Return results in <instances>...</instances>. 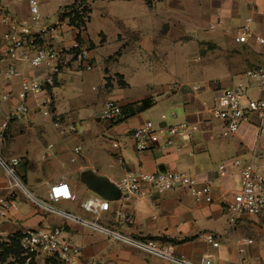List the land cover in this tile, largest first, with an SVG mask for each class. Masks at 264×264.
<instances>
[{
    "label": "crops",
    "instance_id": "obj_1",
    "mask_svg": "<svg viewBox=\"0 0 264 264\" xmlns=\"http://www.w3.org/2000/svg\"><path fill=\"white\" fill-rule=\"evenodd\" d=\"M76 1L81 0H60L57 12ZM85 1L91 11L94 0ZM42 2L39 0V8ZM0 9H5L13 20H24L29 16L28 0H0ZM110 17L117 21L118 27H114L113 33L119 46L114 56L108 59L100 56L104 65L127 58L130 67L146 60L154 67L175 66L182 59L189 66H198L194 71L201 78L179 81L173 86L171 81H178L176 73L162 69L166 85L160 96L156 99L140 98L124 91L128 86L126 75L111 72L106 67L102 79L98 75L101 92L93 95L89 103H95L97 99L101 102V107L95 112V122L100 124L101 130L108 132L104 137L105 142L110 140L109 153L104 156L95 140L86 139L70 126L67 131L77 134L76 144L72 143L75 136H71L70 143L62 141L57 147H45L41 152L45 158L41 156L39 160L34 157L35 140L28 134L40 125L21 122L26 117L33 119L42 113L40 105L32 101L27 115L9 123L1 154L6 159H20L17 171L34 195L47 197L53 182L66 179L76 195L75 201H62L63 207L69 209L67 212L91 220L98 219L102 225L133 237L171 244L177 254L193 262L209 256L213 264H264V225L260 219L243 215L231 226L225 212L239 188V171L233 168L226 176L218 171L221 164L230 163L235 158L249 159L255 150L264 153V137H259L257 132L258 117L254 115L250 121L244 122L238 134L225 135L221 122L211 119L207 112L222 89L214 83L225 82V87L247 83L246 69L264 67V47L253 40L245 44L235 41L247 18H252L254 32L264 37V0H110ZM3 30L5 27L0 29V33ZM97 35L93 42L86 24L82 38L90 47L94 67L97 46L106 44L104 32H97ZM74 38L71 28L66 27L58 41L67 46ZM8 65L9 60L0 63V96L13 92L15 97L3 103L5 111L17 102L16 93L21 83L41 74V70L18 62V76L4 81ZM94 67L85 69L79 61L72 59L56 77L55 84L48 88L55 126L75 121L76 115L57 112L54 86L74 82L79 69L93 72ZM91 90L95 93L98 89L93 86ZM247 96L260 98L264 97V92L250 88ZM146 99L153 100L150 108L177 110L178 122L199 123L200 131L190 141L183 142L181 150L164 147L160 143L138 151L132 131L145 122V111L150 108L136 109ZM108 101H115L122 107L123 114L116 121L101 118ZM1 122L0 115V125ZM67 131L59 129V133L64 135ZM96 140L104 141V138ZM114 143H118V147H114ZM78 146H83L80 152L75 151ZM166 170L189 173L200 181L214 180L213 201L197 203L184 190L156 197L125 195L118 190L117 184L128 171L155 173ZM94 184H98L100 191L92 188ZM8 194V179L0 167V196ZM13 197L20 208L18 211L10 210L5 218L0 219V243L8 242L28 229L49 225L62 227L64 236L80 247L77 264H174L112 241L80 224L65 221L36 207L20 192ZM93 198L109 201L110 210L99 215L85 211L82 202ZM208 232L217 236L218 247L204 239L203 235Z\"/></svg>",
    "mask_w": 264,
    "mask_h": 264
},
{
    "label": "built area",
    "instance_id": "obj_2",
    "mask_svg": "<svg viewBox=\"0 0 264 264\" xmlns=\"http://www.w3.org/2000/svg\"><path fill=\"white\" fill-rule=\"evenodd\" d=\"M29 16L24 20H13L5 9H0V63L9 60L5 71L4 81L18 76V62H25L29 67L41 70V74L24 80L16 100L9 110L3 109V103L11 100L13 92H5L0 96V167L8 179V196H0V219L5 218L10 210L18 211L19 204L13 195L22 193L36 207L60 216L65 221L80 224L95 232L105 235L112 241L128 245L148 255H152L174 264H213L209 256L199 262H193L175 252L171 244H163L150 238H139L127 235L99 223L98 219L91 220L74 213L63 211L56 206L62 201H75L76 195L66 179L53 182L48 189L47 200L34 195L25 184L17 171L21 163L18 158L6 159L1 154V147L5 142L9 123L16 118L27 115L31 111V102L38 103L43 115L50 116L51 99L48 88L53 86L56 77L67 67L70 60L79 61L85 69H92L90 47L82 38L84 27L70 25L69 17H62L63 11H58V20L49 24L41 16L39 0H28ZM69 27L75 38L69 45L58 41L64 28ZM77 36L81 39L78 40ZM253 40L264 47V37L255 33L252 18H247L242 30L235 41L245 44ZM247 83L239 82L231 87H224L218 91L215 104L207 109L211 119L221 122L225 135H236L241 125L258 117L257 132L264 137V97L250 98L247 92L254 88L259 93L264 92V67L256 66L245 70ZM206 105V104H205ZM123 114L122 107L115 101H108L103 109L101 118L106 121H116ZM176 120V114H171ZM164 123V125L162 124ZM73 130L74 127H71ZM200 131L199 123L180 121L169 124L166 114H162L160 123L156 126L152 121H145L132 131V137L138 151H144L162 144L164 147H176L181 150L183 142L190 141ZM118 147V143L113 144ZM82 146L75 148L80 152ZM43 155L42 158H45ZM233 168L239 171V188L233 195V200L225 208L228 222L231 226L243 215H253L264 225V153L257 150L252 152L249 159L235 158L230 163L219 166V173L226 176ZM118 190L125 195L137 197L162 196L177 190H184L197 203H211L213 191L216 187L212 179L200 181L197 177L184 172L157 171H128L117 184ZM82 208L95 215L110 210V202L101 198L88 199L82 202ZM62 227L40 225L22 232L19 241L21 257L26 263L34 261L36 264H77L81 255L80 247L64 236ZM204 239L213 247L219 246L214 233L203 235Z\"/></svg>",
    "mask_w": 264,
    "mask_h": 264
},
{
    "label": "rangeland",
    "instance_id": "obj_3",
    "mask_svg": "<svg viewBox=\"0 0 264 264\" xmlns=\"http://www.w3.org/2000/svg\"><path fill=\"white\" fill-rule=\"evenodd\" d=\"M59 1L60 0H43L41 4V16L49 24H55L58 20L57 9ZM114 27L117 28L118 26L117 21H115L114 18L110 17V0H94L92 9L89 12V20L87 22L88 32L93 42H95L97 39V32L100 33L101 31H103L106 36V44L103 46H97L96 48L97 52L95 54H97V57L94 70L93 72H88L85 69H79L74 82H66L62 85H56L53 88V95L57 112L61 115L74 113V115H76L75 121H69L63 126L59 124L55 126L52 119L54 114L52 113V108L50 106V116H44L42 111L41 114L34 116L33 119H29L28 117H26L21 121L24 124L33 123L34 126L40 125L39 128H33L32 130H30L28 134V137L35 140L32 153L33 156H36L37 159L39 158V160H41V152L48 145L57 147V145L61 144L62 141L70 143L69 140L74 136V142L72 143L76 144V142H78V140H75L77 134H69L71 132L67 131L70 126L74 127L80 134L85 135L86 139L89 138V140H95V145L103 151L104 156L109 153L108 149L110 147V140L109 143L108 140L107 142H105L106 140L104 137V135H107L108 132L101 130L99 126L100 124H97L95 122V112L101 107V102L99 101V99H97V102L89 103V100L93 97V95L101 92V90H99V87L101 85L104 68L106 67H108L111 72H119L126 75V78L128 79V86L124 91L127 94L132 95L133 97L140 98L156 99L160 96V94L163 92V87L166 85V82L163 80L162 72L164 71L162 69L176 73V78L178 79V81H171L173 86L179 83V81L201 78V76H199L194 71L196 68H198V66H196L195 64L194 66L196 67H194L193 64L189 66L185 62V60L182 59H180L178 61V65L176 64L175 66L163 65L154 67L151 66L146 60L143 62L140 61L134 67H130L128 63L129 60H127V58L115 63L110 62L108 66L104 65V61H101L100 56L102 55L107 59L110 56H114V52L118 49L119 46L113 33ZM99 38L101 39L102 37L99 36ZM130 70H133V72H131ZM95 74H97V77H95ZM98 75L101 79L98 77ZM213 85L223 88L227 85V83L217 82ZM93 86L98 89L95 93H93L91 90ZM145 112L147 113L145 116V121H152L156 126L160 123L162 114L167 115L169 124L178 122L177 119L174 120L171 117L172 113L178 116V111L175 109L161 110L159 108L153 107L146 110ZM60 128L66 130L67 135L60 134ZM71 136L72 138H70ZM97 138H104V141L96 140ZM39 163L41 164V162ZM35 195L44 200H47V197H43V195ZM56 206L63 211H69V209L63 207L62 202L57 203ZM3 264L12 263L9 260Z\"/></svg>",
    "mask_w": 264,
    "mask_h": 264
},
{
    "label": "trees",
    "instance_id": "obj_4",
    "mask_svg": "<svg viewBox=\"0 0 264 264\" xmlns=\"http://www.w3.org/2000/svg\"><path fill=\"white\" fill-rule=\"evenodd\" d=\"M59 11H63V14L61 15L63 18L69 17L70 25L77 27L83 26L85 30L86 24L89 20L90 12V9L85 0L76 1L71 5L61 8ZM77 39L80 40L81 37L77 36ZM152 105L153 100L146 99L139 104L136 110H146ZM21 236L22 234L16 237H12L8 242L0 243V264H3L9 260L12 264H36L34 261L26 263L25 259L21 257V251L19 246Z\"/></svg>",
    "mask_w": 264,
    "mask_h": 264
},
{
    "label": "water",
    "instance_id": "obj_5",
    "mask_svg": "<svg viewBox=\"0 0 264 264\" xmlns=\"http://www.w3.org/2000/svg\"><path fill=\"white\" fill-rule=\"evenodd\" d=\"M92 188H93L94 190H96V191H100L98 184H94V185L92 186ZM105 194H107V193H105Z\"/></svg>",
    "mask_w": 264,
    "mask_h": 264
}]
</instances>
